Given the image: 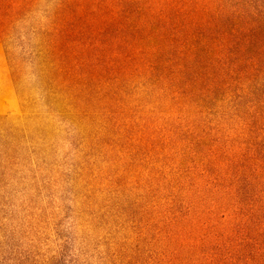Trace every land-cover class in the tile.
I'll use <instances>...</instances> for the list:
<instances>
[{
  "label": "trees",
  "instance_id": "obj_1",
  "mask_svg": "<svg viewBox=\"0 0 264 264\" xmlns=\"http://www.w3.org/2000/svg\"><path fill=\"white\" fill-rule=\"evenodd\" d=\"M6 1L0 32L25 6ZM48 16L54 81L135 261L264 264V0H58Z\"/></svg>",
  "mask_w": 264,
  "mask_h": 264
},
{
  "label": "rangeland",
  "instance_id": "obj_2",
  "mask_svg": "<svg viewBox=\"0 0 264 264\" xmlns=\"http://www.w3.org/2000/svg\"><path fill=\"white\" fill-rule=\"evenodd\" d=\"M22 1L0 32V264H148L135 261L138 237L113 212L105 162L86 165L84 125L54 81L48 13L58 0Z\"/></svg>",
  "mask_w": 264,
  "mask_h": 264
}]
</instances>
